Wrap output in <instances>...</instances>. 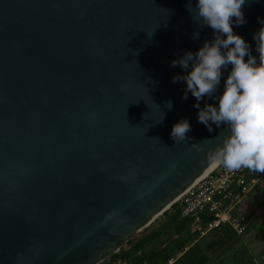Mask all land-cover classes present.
<instances>
[{"label": "water", "instance_id": "1", "mask_svg": "<svg viewBox=\"0 0 264 264\" xmlns=\"http://www.w3.org/2000/svg\"><path fill=\"white\" fill-rule=\"evenodd\" d=\"M197 2L0 0V264H100L203 176L229 130L198 121L171 66L214 38ZM242 11L258 57L264 0Z\"/></svg>", "mask_w": 264, "mask_h": 264}, {"label": "clouds", "instance_id": "2", "mask_svg": "<svg viewBox=\"0 0 264 264\" xmlns=\"http://www.w3.org/2000/svg\"><path fill=\"white\" fill-rule=\"evenodd\" d=\"M244 5L245 0H198L196 15L192 17L210 27L214 38L205 41L197 52L184 53L171 66L179 65L187 71L186 75L174 76L173 82L186 81L183 99H187L188 92L196 98L198 121L209 132L213 131V124L226 125L229 130L211 152L210 161L229 171L245 168L264 173V27L253 35L257 57L249 43L233 30L234 22L237 26L246 23ZM189 11L192 15L191 3ZM229 66L223 93L216 95ZM205 97L218 101V105L205 103L201 107L199 102ZM168 105L171 108V101ZM190 131L188 119H181L173 125L171 136L179 143L187 139Z\"/></svg>", "mask_w": 264, "mask_h": 264}, {"label": "trees", "instance_id": "3", "mask_svg": "<svg viewBox=\"0 0 264 264\" xmlns=\"http://www.w3.org/2000/svg\"><path fill=\"white\" fill-rule=\"evenodd\" d=\"M159 218L162 219L155 229L145 228L142 236L130 239L111 258L146 259L150 264H168L171 258L182 253L173 264H224L225 250L230 249L234 250L230 264H256L248 246H236L242 236L228 225H222L201 237L199 232H192V219L182 217L179 202ZM209 219L212 217L207 216L206 220ZM139 251H142V256H137Z\"/></svg>", "mask_w": 264, "mask_h": 264}, {"label": "built area", "instance_id": "4", "mask_svg": "<svg viewBox=\"0 0 264 264\" xmlns=\"http://www.w3.org/2000/svg\"><path fill=\"white\" fill-rule=\"evenodd\" d=\"M263 175L245 168L229 171L217 163L178 199L182 217L192 219V232H199L201 237L222 225L230 226L239 236L245 235L249 224L245 206ZM207 216L212 219L207 221ZM111 256L100 264H150L146 259L135 261ZM137 256H142V251ZM176 258H171L168 264H173Z\"/></svg>", "mask_w": 264, "mask_h": 264}, {"label": "rangeland", "instance_id": "5", "mask_svg": "<svg viewBox=\"0 0 264 264\" xmlns=\"http://www.w3.org/2000/svg\"><path fill=\"white\" fill-rule=\"evenodd\" d=\"M261 200L262 201H258L260 202L258 204L259 211L256 210V212L260 215L261 220H256L252 225H250L247 228L245 235H243L240 240H237V243H236L237 247H240L241 245H246L249 247L250 251L254 254L256 264H264V206L263 204H261L264 201V197ZM250 214L254 215V212L252 209L250 210ZM161 219L162 218H159V220L155 222L152 226H148L149 227L148 229L149 230L155 229L158 226L159 221ZM145 232L146 231L142 230L136 236L137 237L142 236L143 233ZM257 239L258 241H260L259 244H258ZM233 253H234V250H230V249L225 250L224 264H230V262L233 261L232 260Z\"/></svg>", "mask_w": 264, "mask_h": 264}, {"label": "crops", "instance_id": "6", "mask_svg": "<svg viewBox=\"0 0 264 264\" xmlns=\"http://www.w3.org/2000/svg\"><path fill=\"white\" fill-rule=\"evenodd\" d=\"M264 197V175L261 177V179L257 182V185L255 187V190L253 192V196L252 198H250L248 201H247V204L245 206V209H246V214L248 216V221H249V224H248V227L250 225H252L256 220H261V217L260 215L256 212V210H258V207H259V203L258 201H262L261 199ZM253 200V201H252ZM263 204L264 206V201L261 203ZM253 210L254 212V215H251L250 214V210ZM259 211V210H258ZM252 222V223H250ZM258 241V239H257ZM260 241H258V244H259Z\"/></svg>", "mask_w": 264, "mask_h": 264}, {"label": "bare ground", "instance_id": "7", "mask_svg": "<svg viewBox=\"0 0 264 264\" xmlns=\"http://www.w3.org/2000/svg\"><path fill=\"white\" fill-rule=\"evenodd\" d=\"M216 165H217V163H216V164H213V163H212V164L208 167V169L204 172L203 176H202L201 178H199L195 183H197L198 181H200V180H201L205 175H207V174H208V173H209V172H210V171H211ZM195 183H194V184H195ZM194 184H193V185H194ZM191 186H192V185H191ZM191 186H190V187H191ZM188 189H189V187L186 189V191H187ZM186 191H185V192H186ZM185 192H184V193H185Z\"/></svg>", "mask_w": 264, "mask_h": 264}]
</instances>
